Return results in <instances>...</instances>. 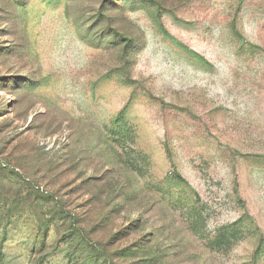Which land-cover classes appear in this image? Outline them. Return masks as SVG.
I'll use <instances>...</instances> for the list:
<instances>
[{
	"label": "rangeland",
	"instance_id": "obj_1",
	"mask_svg": "<svg viewBox=\"0 0 264 264\" xmlns=\"http://www.w3.org/2000/svg\"><path fill=\"white\" fill-rule=\"evenodd\" d=\"M0 264H264V0H0Z\"/></svg>",
	"mask_w": 264,
	"mask_h": 264
}]
</instances>
